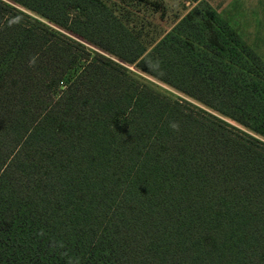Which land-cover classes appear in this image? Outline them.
Instances as JSON below:
<instances>
[{
    "label": "trees",
    "instance_id": "1",
    "mask_svg": "<svg viewBox=\"0 0 264 264\" xmlns=\"http://www.w3.org/2000/svg\"><path fill=\"white\" fill-rule=\"evenodd\" d=\"M0 264H264V61L208 1L148 50L107 0H0Z\"/></svg>",
    "mask_w": 264,
    "mask_h": 264
},
{
    "label": "rangeland",
    "instance_id": "2",
    "mask_svg": "<svg viewBox=\"0 0 264 264\" xmlns=\"http://www.w3.org/2000/svg\"><path fill=\"white\" fill-rule=\"evenodd\" d=\"M123 20L138 33L141 39L150 50L164 33L171 28L173 23L180 16L184 7V0H107ZM264 47V41L259 42ZM264 53V52H263ZM79 66L73 65L64 78V82L57 88L61 90V85L70 80L79 70ZM134 71V70H133ZM152 82L155 89L162 91L172 97H181L182 94L166 83L157 81L152 77L145 76ZM229 122L236 124L228 119Z\"/></svg>",
    "mask_w": 264,
    "mask_h": 264
},
{
    "label": "crops",
    "instance_id": "3",
    "mask_svg": "<svg viewBox=\"0 0 264 264\" xmlns=\"http://www.w3.org/2000/svg\"><path fill=\"white\" fill-rule=\"evenodd\" d=\"M200 0H184L185 9L173 23V27ZM216 9L220 16L241 36V38L264 61V47L259 42L264 41V0H206ZM163 36V35H162Z\"/></svg>",
    "mask_w": 264,
    "mask_h": 264
}]
</instances>
